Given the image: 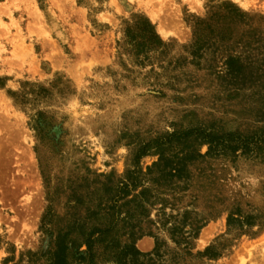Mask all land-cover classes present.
I'll return each instance as SVG.
<instances>
[{"label": "rangeland", "instance_id": "1", "mask_svg": "<svg viewBox=\"0 0 264 264\" xmlns=\"http://www.w3.org/2000/svg\"><path fill=\"white\" fill-rule=\"evenodd\" d=\"M261 114L264 0H0V264H264V144L194 132Z\"/></svg>", "mask_w": 264, "mask_h": 264}, {"label": "trees", "instance_id": "2", "mask_svg": "<svg viewBox=\"0 0 264 264\" xmlns=\"http://www.w3.org/2000/svg\"><path fill=\"white\" fill-rule=\"evenodd\" d=\"M211 19V18H210ZM201 23H198V26L196 27V30H194V38L195 43H199L201 38L198 35V28ZM138 29H139V36L140 38L148 43V44H155V40L157 41V36L152 28V26L146 22V21H140L138 23ZM260 117H264V114H261ZM194 132L202 133V138L204 141H206L209 144V151L214 154H225L228 152L236 153L237 151H240V154L242 155H248L252 154L256 150H259L261 148L260 144H264V130L260 131H252L250 134H240V133H234V132H227L226 134H223L221 136L218 135H211L206 132H203L201 129H197ZM142 155V152L137 154L136 160H138L139 156ZM179 169H176L178 172ZM133 187L136 186V184H132ZM231 220H239L237 217H230L228 219V223L231 222ZM239 222H241L239 220ZM250 224V222H247ZM197 229L200 228V226L196 227ZM178 242L179 240H175ZM123 255L129 254L132 258L129 263H126L123 261H120L119 264H145L142 261H139L136 259L137 255H140V253L134 248L133 245H128L124 247L122 251ZM148 256H151V258H148V260L152 261V258H160L162 256L161 251L159 250V244H156L153 251Z\"/></svg>", "mask_w": 264, "mask_h": 264}, {"label": "bare ground", "instance_id": "3", "mask_svg": "<svg viewBox=\"0 0 264 264\" xmlns=\"http://www.w3.org/2000/svg\"><path fill=\"white\" fill-rule=\"evenodd\" d=\"M159 29L158 30H160L162 27H158ZM160 32H162V31H160ZM162 33H164V32H162Z\"/></svg>", "mask_w": 264, "mask_h": 264}]
</instances>
